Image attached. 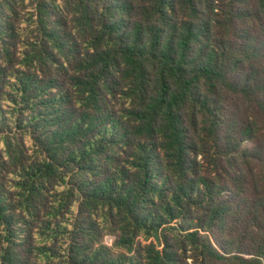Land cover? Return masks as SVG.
I'll return each instance as SVG.
<instances>
[{
	"label": "trees",
	"instance_id": "trees-1",
	"mask_svg": "<svg viewBox=\"0 0 264 264\" xmlns=\"http://www.w3.org/2000/svg\"><path fill=\"white\" fill-rule=\"evenodd\" d=\"M0 264H264V0H0Z\"/></svg>",
	"mask_w": 264,
	"mask_h": 264
},
{
	"label": "rangeland",
	"instance_id": "rangeland-1",
	"mask_svg": "<svg viewBox=\"0 0 264 264\" xmlns=\"http://www.w3.org/2000/svg\"><path fill=\"white\" fill-rule=\"evenodd\" d=\"M105 241H106V243L111 244V242H112V238L107 237V238L105 239Z\"/></svg>",
	"mask_w": 264,
	"mask_h": 264
}]
</instances>
